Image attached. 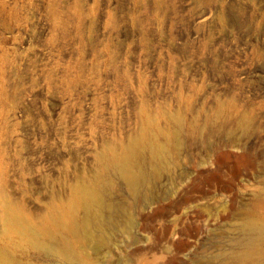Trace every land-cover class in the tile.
Segmentation results:
<instances>
[{
    "label": "rangeland",
    "instance_id": "1",
    "mask_svg": "<svg viewBox=\"0 0 264 264\" xmlns=\"http://www.w3.org/2000/svg\"><path fill=\"white\" fill-rule=\"evenodd\" d=\"M0 264H264V0H0Z\"/></svg>",
    "mask_w": 264,
    "mask_h": 264
},
{
    "label": "bare ground",
    "instance_id": "2",
    "mask_svg": "<svg viewBox=\"0 0 264 264\" xmlns=\"http://www.w3.org/2000/svg\"><path fill=\"white\" fill-rule=\"evenodd\" d=\"M119 166L122 172L124 179L129 183L131 186H135L136 184V176L132 172L131 167L127 161H120ZM58 225L62 227V229L66 232H71L73 234L77 233V230L64 218L59 217L57 221ZM44 237H47L52 241L51 245L49 246L50 251H62L67 254L70 258H77L78 253L74 249L71 241L68 237L62 238L59 242L52 238L50 233L43 232L41 233Z\"/></svg>",
    "mask_w": 264,
    "mask_h": 264
}]
</instances>
